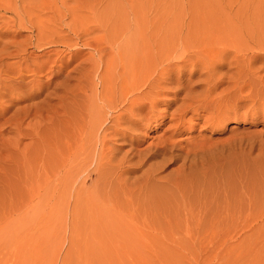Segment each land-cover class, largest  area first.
<instances>
[{
    "label": "rangeland",
    "instance_id": "obj_1",
    "mask_svg": "<svg viewBox=\"0 0 264 264\" xmlns=\"http://www.w3.org/2000/svg\"><path fill=\"white\" fill-rule=\"evenodd\" d=\"M261 95L264 0H0V264H264Z\"/></svg>",
    "mask_w": 264,
    "mask_h": 264
},
{
    "label": "bare ground",
    "instance_id": "obj_2",
    "mask_svg": "<svg viewBox=\"0 0 264 264\" xmlns=\"http://www.w3.org/2000/svg\"><path fill=\"white\" fill-rule=\"evenodd\" d=\"M255 91V90H254ZM260 91H262V90H260ZM254 94V93H253ZM261 94V93H260ZM257 95V94H256ZM252 96H254V95H252ZM252 96H250L251 98H252ZM258 96V95H257ZM262 96V95H261ZM264 96V95H263ZM262 96V97H263ZM259 97V96H258ZM258 97H257V100H258ZM215 100V99H214ZM255 100V99H254ZM210 101H212V100H209V103H210ZM261 101V103L259 104V109L260 110H263V112L262 113H264V100L262 99V100H260ZM154 102V101H153ZM208 102V101H207ZM150 103H151V101H150ZM206 104V103H205ZM208 104V103H207ZM208 106V105H207ZM132 107H133V105H132ZM203 107H206V105L205 106H203ZM134 109V108H133ZM202 109H204V108H202ZM233 109V108H232ZM206 110H207V108H206ZM138 111L140 112V111H142V109H139L138 108ZM183 111H185V110H183ZM201 111V110H200ZM209 111V110H208ZM132 113V112H131ZM183 113V112H182ZM181 113V114H182ZM254 114V113H253ZM253 114H251V115H253ZM256 114V113H255ZM199 115H201V114H199ZM182 117V116H181ZM180 117V118H181ZM264 118V117H263ZM182 119V118H181ZM180 119V120H181ZM130 121H131V123H133V124H139V126L141 125V120H139V122H137L138 120L137 119H135V115L132 113L131 115H130ZM179 122V121H178ZM178 122H177V125H178ZM179 124H180V122H179ZM142 126V125H141ZM166 147V146H165Z\"/></svg>",
    "mask_w": 264,
    "mask_h": 264
}]
</instances>
